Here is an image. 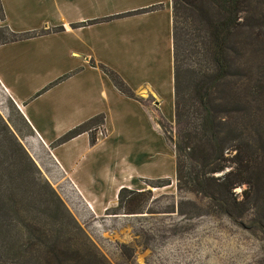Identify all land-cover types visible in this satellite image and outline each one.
I'll return each instance as SVG.
<instances>
[{
	"label": "crops",
	"instance_id": "obj_1",
	"mask_svg": "<svg viewBox=\"0 0 264 264\" xmlns=\"http://www.w3.org/2000/svg\"><path fill=\"white\" fill-rule=\"evenodd\" d=\"M0 7V28L27 35L0 43V96L11 132L46 152L86 199L117 198L138 179L170 177V147L143 101L174 119L171 0H0ZM100 66L136 98L119 92ZM100 115L94 143L88 132L56 143Z\"/></svg>",
	"mask_w": 264,
	"mask_h": 264
},
{
	"label": "trees",
	"instance_id": "obj_2",
	"mask_svg": "<svg viewBox=\"0 0 264 264\" xmlns=\"http://www.w3.org/2000/svg\"><path fill=\"white\" fill-rule=\"evenodd\" d=\"M171 5L177 189L200 193L213 202L218 212L234 220L255 208L259 216L254 222L264 229V0H171ZM26 36L0 28V43ZM191 57L202 59L205 66L191 68V79L186 82L181 78V63ZM100 68L119 92L136 98L117 73ZM102 124L103 116L91 118L56 143L83 132H88L90 143H94L95 131ZM4 125L13 146L10 153L6 152L8 157L22 161L19 165L24 161L25 168L37 171L17 137ZM164 136L167 140L165 133ZM17 169L8 170L21 177ZM23 184L29 191V185L35 187L37 182L30 179ZM239 187L240 192L235 193ZM21 190L18 183L10 192ZM6 192L0 179V194ZM137 193L140 192L120 188L118 203L125 199L130 204ZM134 210L127 209L126 213H135ZM53 211L50 217L57 219L60 212ZM16 213H11L13 219L18 217ZM57 221L62 224L60 219ZM67 233L64 230L54 240L39 242L45 251L42 264H108L89 241H64Z\"/></svg>",
	"mask_w": 264,
	"mask_h": 264
},
{
	"label": "rangeland",
	"instance_id": "obj_3",
	"mask_svg": "<svg viewBox=\"0 0 264 264\" xmlns=\"http://www.w3.org/2000/svg\"><path fill=\"white\" fill-rule=\"evenodd\" d=\"M197 58L183 59L184 81L191 79V68L205 66ZM4 101L0 103V167L19 168L21 177L8 169L0 171L1 183L8 190L0 194V264H42L45 251L39 242L54 240L64 230H68L64 241H89L108 264H264V229L254 222L259 216L257 209L251 208L234 220L218 212L200 193L177 189L173 164L177 127L174 119L167 121L160 115L153 101L143 102L167 137L173 160L164 172L170 177L136 180L129 189L140 193L131 197L130 204L125 199L119 204L116 197L103 199L101 193L96 199H86L63 168L21 137L16 136L37 171L28 166L26 170L24 161L19 165L22 161L8 157L6 152L13 146L4 128ZM165 114L171 118L172 103H166ZM97 134L102 135V130ZM30 179L37 185H29L28 191L23 183ZM18 183L21 192L11 193ZM240 190L236 188L235 193ZM54 209L60 212L57 219L49 214ZM127 209H135V213H126ZM13 210L18 213L14 219Z\"/></svg>",
	"mask_w": 264,
	"mask_h": 264
},
{
	"label": "built area",
	"instance_id": "obj_4",
	"mask_svg": "<svg viewBox=\"0 0 264 264\" xmlns=\"http://www.w3.org/2000/svg\"><path fill=\"white\" fill-rule=\"evenodd\" d=\"M0 92H1V87H0ZM1 97V96H0ZM0 103H1V101H0Z\"/></svg>",
	"mask_w": 264,
	"mask_h": 264
}]
</instances>
